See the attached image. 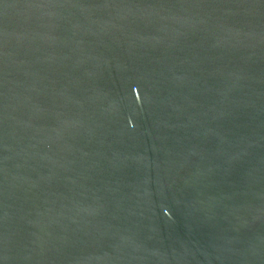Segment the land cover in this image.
<instances>
[{
  "label": "water",
  "instance_id": "obj_1",
  "mask_svg": "<svg viewBox=\"0 0 264 264\" xmlns=\"http://www.w3.org/2000/svg\"><path fill=\"white\" fill-rule=\"evenodd\" d=\"M0 264H264V0H0Z\"/></svg>",
  "mask_w": 264,
  "mask_h": 264
}]
</instances>
